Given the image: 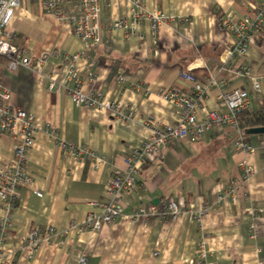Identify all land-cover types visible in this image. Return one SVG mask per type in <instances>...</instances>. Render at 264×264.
<instances>
[{"label": "crops", "instance_id": "obj_1", "mask_svg": "<svg viewBox=\"0 0 264 264\" xmlns=\"http://www.w3.org/2000/svg\"><path fill=\"white\" fill-rule=\"evenodd\" d=\"M67 1L64 16L87 15L80 0ZM259 2L144 0L145 14L159 9L165 16L153 31L147 20L134 23L131 0H99L100 11L90 21L100 27L95 44L78 38L70 23L53 20L43 0H22L12 45L27 58L50 59L40 67L38 80L23 67L9 72L8 59L0 57V83L37 128L29 166L32 184L20 191L7 230L0 226V264H79L82 256L88 264H196L201 240L207 263L264 264V135L215 127L200 141L162 147L142 164L138 194L125 196L121 217L101 222L116 172L126 170V159L152 138L149 123L160 129L181 124L175 107L161 95L171 90L189 94L191 84L181 79L183 73L207 85L214 82L198 111L199 125L207 114L221 112L219 98L234 90L247 91L251 112L264 114V29L247 56L226 64L224 54L233 43L229 27L240 24L246 5ZM119 21L135 34L115 30ZM75 56H80L76 73L82 93L115 102L125 122L108 110L74 105L68 90L76 84L62 83L69 67L64 58ZM244 72L250 77L240 75ZM257 80L260 93L252 88ZM240 135L253 153L235 150ZM58 143L88 150L93 157L82 163ZM2 145L9 158L10 140ZM242 164L254 171L247 182ZM232 185L236 193L226 196ZM162 201L180 209L175 221L149 216ZM4 207L0 200V224L7 217ZM204 210L205 218L197 220ZM89 222H99L100 229L92 231ZM35 233L41 244L29 261V239Z\"/></svg>", "mask_w": 264, "mask_h": 264}, {"label": "built area", "instance_id": "obj_2", "mask_svg": "<svg viewBox=\"0 0 264 264\" xmlns=\"http://www.w3.org/2000/svg\"><path fill=\"white\" fill-rule=\"evenodd\" d=\"M144 0H131L134 23L139 24L141 21L150 22L153 31H156L165 23V16L156 9L151 14H145L143 9ZM81 8L86 16L80 15V18H70L63 15L64 8L68 5L67 0H43V6L50 17L61 23H70L74 28L76 36L85 42L98 44L100 27L97 24L92 25L91 20L96 18L100 11L99 0H80ZM22 0H0V57L8 59L7 70L16 73L20 67L29 69L34 73L36 79H40V67L49 61V57L42 59L27 58L12 45L14 40L13 20L16 12L21 7ZM246 13L243 20L236 27L230 26L229 30L233 34V43L225 49V63L234 61L240 56H247L253 46H255L259 35L264 29V0H260L257 5H246ZM117 31L124 32L126 35H134V30H129L124 22L119 21L113 25ZM57 54L54 53L53 56ZM80 56L73 58H64L65 64H68L67 78L63 81L62 86L66 87L68 83L73 82L76 87L68 90V96L77 108H86L92 110H108L117 117L118 120L125 122L127 120L121 114L120 107L115 102H104L102 94L91 92L88 95L82 93V82L77 75V64ZM243 77H250L249 72L240 74ZM181 79L191 84L189 94H181L178 90L162 92V98L172 104L177 114L181 118V124L177 126H167L163 129L154 126L150 122L152 129V138L143 146L134 150L126 159V170L117 171L114 179L109 185V195L112 200L109 204L102 207L101 222L111 224L121 217L122 208L125 205V196L127 194H138V176L141 166L145 159L151 155L160 153L162 147L192 139L200 141L206 134L215 127H230L234 131L241 133L238 116L243 112H251L249 94L245 90H234L224 94L219 98L222 106L221 112H211L204 118V122L198 124V111L201 109L203 101L209 89L214 85L210 82L208 85L195 79L190 72L181 75ZM262 82L257 80L252 84L256 93H260ZM135 89L140 90L137 86ZM49 127H47L48 129ZM37 128L33 126L31 120L23 110L15 106L13 94L0 83V200L6 210V219L0 224L1 229L5 232L14 213L17 211V204L20 200V191L31 186L32 179L29 175V166L31 162V152L35 144L34 135ZM4 139L11 142L10 157H4ZM58 148L68 152L73 158L79 159L84 163L88 157L93 155L88 150H78L74 145L58 143ZM234 148L237 152L253 153L252 145L245 142L240 135L234 142ZM243 167V182H247L254 175L252 168L246 164ZM237 186L232 185L226 190V196L234 195ZM37 198H42V194L35 193ZM223 198L217 200L220 205ZM185 212V211H183ZM142 214L145 211L141 210ZM182 213V212H181ZM207 210L200 211L196 215L197 220H203L207 215ZM140 214V213H139ZM180 209L174 203L162 201L151 208L149 216L159 218H170L175 221L180 216ZM258 218V215H255ZM257 220V219H256ZM259 220V219H258ZM91 224V222H89ZM91 230L97 231L101 224L97 222L94 226L91 224ZM30 245L27 256L29 261L35 257L41 244L39 234H34L29 239ZM205 242L200 241V252L196 264H210L205 261L206 253L204 252ZM79 264H88V259L82 256Z\"/></svg>", "mask_w": 264, "mask_h": 264}, {"label": "trees", "instance_id": "obj_3", "mask_svg": "<svg viewBox=\"0 0 264 264\" xmlns=\"http://www.w3.org/2000/svg\"><path fill=\"white\" fill-rule=\"evenodd\" d=\"M241 131L245 134L248 130L264 128V114L243 112L238 116Z\"/></svg>", "mask_w": 264, "mask_h": 264}, {"label": "water", "instance_id": "obj_4", "mask_svg": "<svg viewBox=\"0 0 264 264\" xmlns=\"http://www.w3.org/2000/svg\"><path fill=\"white\" fill-rule=\"evenodd\" d=\"M246 134L249 135V136H252V135H264V128L248 130V131H246Z\"/></svg>", "mask_w": 264, "mask_h": 264}, {"label": "bare ground", "instance_id": "obj_5", "mask_svg": "<svg viewBox=\"0 0 264 264\" xmlns=\"http://www.w3.org/2000/svg\"><path fill=\"white\" fill-rule=\"evenodd\" d=\"M8 63H9V61H8Z\"/></svg>", "mask_w": 264, "mask_h": 264}]
</instances>
